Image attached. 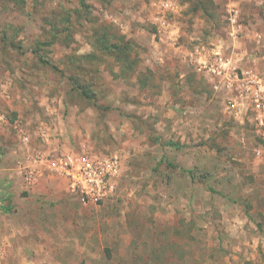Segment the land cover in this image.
I'll list each match as a JSON object with an SVG mask.
<instances>
[{"label":"rangeland","instance_id":"374dc122","mask_svg":"<svg viewBox=\"0 0 264 264\" xmlns=\"http://www.w3.org/2000/svg\"><path fill=\"white\" fill-rule=\"evenodd\" d=\"M216 53L264 75V0H0V264H264V158L198 71ZM17 125L118 156L113 195L28 182Z\"/></svg>","mask_w":264,"mask_h":264},{"label":"built area","instance_id":"2783aa9c","mask_svg":"<svg viewBox=\"0 0 264 264\" xmlns=\"http://www.w3.org/2000/svg\"><path fill=\"white\" fill-rule=\"evenodd\" d=\"M217 54L208 64L198 67V71L211 79L215 90L224 88L231 93L230 114L248 119L260 144L255 151L257 154L262 152L264 158V75L232 67ZM17 126L22 144L27 148L24 159L18 162L19 171L25 173L28 182L60 178L70 194L89 205H99L113 195L122 170L118 156H101L90 151L79 153L63 145H52L45 133L40 135L46 146L30 149V137L20 125Z\"/></svg>","mask_w":264,"mask_h":264},{"label":"crops","instance_id":"0c3cea01","mask_svg":"<svg viewBox=\"0 0 264 264\" xmlns=\"http://www.w3.org/2000/svg\"><path fill=\"white\" fill-rule=\"evenodd\" d=\"M60 180H62V179H60ZM63 182H64V180H62ZM65 183V182H64ZM66 184V183H65ZM78 201L80 202V204H82L83 206H87V205H89V204H84V203H82L79 199H78Z\"/></svg>","mask_w":264,"mask_h":264}]
</instances>
